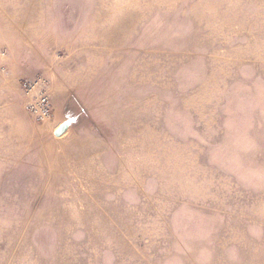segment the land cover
Segmentation results:
<instances>
[{"label":"rangeland","instance_id":"obj_1","mask_svg":"<svg viewBox=\"0 0 264 264\" xmlns=\"http://www.w3.org/2000/svg\"><path fill=\"white\" fill-rule=\"evenodd\" d=\"M0 264H264V0H0Z\"/></svg>","mask_w":264,"mask_h":264},{"label":"built area","instance_id":"obj_2","mask_svg":"<svg viewBox=\"0 0 264 264\" xmlns=\"http://www.w3.org/2000/svg\"><path fill=\"white\" fill-rule=\"evenodd\" d=\"M29 108L38 119H44L51 113L48 98L45 96H41L37 103H31Z\"/></svg>","mask_w":264,"mask_h":264},{"label":"water","instance_id":"obj_3","mask_svg":"<svg viewBox=\"0 0 264 264\" xmlns=\"http://www.w3.org/2000/svg\"><path fill=\"white\" fill-rule=\"evenodd\" d=\"M69 128V123L65 122L63 124H61L55 131V135L56 136H61L63 135V133H65L67 131V129Z\"/></svg>","mask_w":264,"mask_h":264}]
</instances>
